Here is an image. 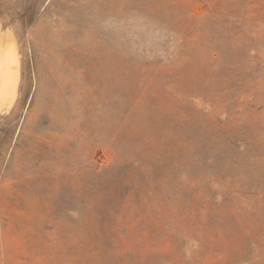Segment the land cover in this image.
<instances>
[{"label": "rangeland", "instance_id": "1", "mask_svg": "<svg viewBox=\"0 0 264 264\" xmlns=\"http://www.w3.org/2000/svg\"><path fill=\"white\" fill-rule=\"evenodd\" d=\"M0 264H264V0H0Z\"/></svg>", "mask_w": 264, "mask_h": 264}]
</instances>
